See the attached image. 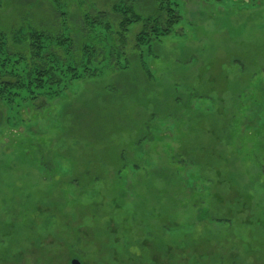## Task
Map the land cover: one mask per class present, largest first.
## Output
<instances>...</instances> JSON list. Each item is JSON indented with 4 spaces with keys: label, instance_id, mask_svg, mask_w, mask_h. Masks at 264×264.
Wrapping results in <instances>:
<instances>
[{
    "label": "rangeland",
    "instance_id": "374dc122",
    "mask_svg": "<svg viewBox=\"0 0 264 264\" xmlns=\"http://www.w3.org/2000/svg\"><path fill=\"white\" fill-rule=\"evenodd\" d=\"M60 2L65 21L0 0V29H64L81 55L83 15L111 9ZM176 2L181 28L137 51L134 26L120 67L0 102V264H264V0Z\"/></svg>",
    "mask_w": 264,
    "mask_h": 264
},
{
    "label": "trees",
    "instance_id": "16d2710c",
    "mask_svg": "<svg viewBox=\"0 0 264 264\" xmlns=\"http://www.w3.org/2000/svg\"><path fill=\"white\" fill-rule=\"evenodd\" d=\"M49 1L65 21L67 15L61 9L64 8L63 2ZM101 1L103 7H110L111 13L94 11L83 15L84 28L94 36L91 42L83 45L81 55L77 54L79 46L74 37L71 33L66 34L64 29L55 35L28 25L15 29L13 33L0 29V102L21 109L29 102L40 99L46 102L59 97L74 83L97 75L98 70L92 67L106 59L120 67L119 58L126 54L128 35L134 26L141 25L135 36V48L141 51L145 45L172 36L183 23L176 0H153L154 8L148 10V14L139 11L137 0ZM111 17L115 20L111 21ZM98 29L106 30L105 41L113 39V50L107 52L106 48L94 43H98L97 38L99 42L101 40Z\"/></svg>",
    "mask_w": 264,
    "mask_h": 264
},
{
    "label": "water",
    "instance_id": "95a60500",
    "mask_svg": "<svg viewBox=\"0 0 264 264\" xmlns=\"http://www.w3.org/2000/svg\"><path fill=\"white\" fill-rule=\"evenodd\" d=\"M72 264H80V262L78 260H73Z\"/></svg>",
    "mask_w": 264,
    "mask_h": 264
}]
</instances>
